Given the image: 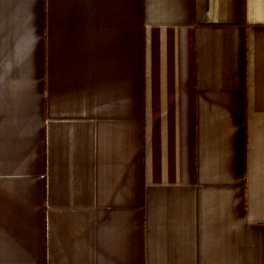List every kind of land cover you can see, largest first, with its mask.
I'll return each mask as SVG.
<instances>
[{
    "label": "crops",
    "instance_id": "0c3cea01",
    "mask_svg": "<svg viewBox=\"0 0 264 264\" xmlns=\"http://www.w3.org/2000/svg\"><path fill=\"white\" fill-rule=\"evenodd\" d=\"M0 264H264V0H0Z\"/></svg>",
    "mask_w": 264,
    "mask_h": 264
}]
</instances>
